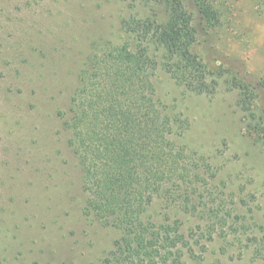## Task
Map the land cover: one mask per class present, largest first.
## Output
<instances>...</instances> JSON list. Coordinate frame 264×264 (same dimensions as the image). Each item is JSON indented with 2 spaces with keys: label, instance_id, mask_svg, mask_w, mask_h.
<instances>
[{
  "label": "rangeland",
  "instance_id": "1",
  "mask_svg": "<svg viewBox=\"0 0 264 264\" xmlns=\"http://www.w3.org/2000/svg\"><path fill=\"white\" fill-rule=\"evenodd\" d=\"M210 2L218 22L198 25L197 53L217 93H190L160 68L154 82L170 111L189 120L177 143L207 159L217 173L207 177L209 188L252 228L215 234L209 258L264 264L248 241L243 255L238 243L264 225V0ZM131 4L0 0V259L7 264H104L120 237L85 214L84 174L66 122L94 42L122 40ZM247 94L250 109L242 104ZM171 215L187 231L206 229L196 216Z\"/></svg>",
  "mask_w": 264,
  "mask_h": 264
},
{
  "label": "trees",
  "instance_id": "2",
  "mask_svg": "<svg viewBox=\"0 0 264 264\" xmlns=\"http://www.w3.org/2000/svg\"><path fill=\"white\" fill-rule=\"evenodd\" d=\"M130 6L137 13L123 21L122 40L94 42L66 122L84 174L85 214L120 232L104 264H235L209 258L208 243L215 234L247 233V216L235 215L209 188L207 177L217 173L207 159L177 143L189 120L170 111L154 82L160 68L190 93H217L218 80L197 51L198 25H215L218 15L210 0ZM161 9L163 19L155 12ZM174 212L196 216L206 229L187 231ZM256 228L238 243L243 255L248 241L264 263V225Z\"/></svg>",
  "mask_w": 264,
  "mask_h": 264
}]
</instances>
